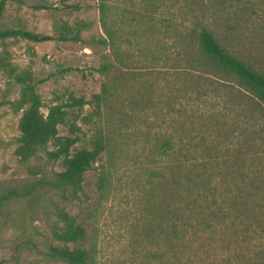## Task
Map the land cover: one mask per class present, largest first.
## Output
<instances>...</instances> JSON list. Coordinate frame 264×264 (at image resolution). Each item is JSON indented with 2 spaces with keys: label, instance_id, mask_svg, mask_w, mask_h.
<instances>
[{
  "label": "rangeland",
  "instance_id": "obj_1",
  "mask_svg": "<svg viewBox=\"0 0 264 264\" xmlns=\"http://www.w3.org/2000/svg\"><path fill=\"white\" fill-rule=\"evenodd\" d=\"M102 1L107 36L100 0L4 1L0 31L51 40H0L6 61L0 67V195L61 170L43 152L26 164L13 154L21 111L12 104L22 87L15 75L29 77L42 115L69 96L82 98L87 104L57 126V135L72 137L73 122L79 149L99 130L105 150L73 197L63 193L62 200L36 185L2 205L0 264H63L43 256L48 243L56 244L54 204L83 228L78 246L91 252L93 264L251 263L264 249L257 229V221L264 224V118L221 74L216 82L197 75L192 36L207 27L237 52L231 55L264 73V0ZM102 84L108 94L92 116V97ZM208 176L218 201L224 195L237 200L236 227L228 220L205 228L200 214L188 213L194 199L201 204L200 180Z\"/></svg>",
  "mask_w": 264,
  "mask_h": 264
},
{
  "label": "trees",
  "instance_id": "obj_2",
  "mask_svg": "<svg viewBox=\"0 0 264 264\" xmlns=\"http://www.w3.org/2000/svg\"><path fill=\"white\" fill-rule=\"evenodd\" d=\"M4 1L0 0V13ZM36 8L46 9L45 7ZM98 13L100 26L107 36L105 3L102 0H100L98 5ZM18 35L34 42L51 40L50 37H39L23 31H0V40ZM192 37L195 40L198 53L196 54L197 59H192L191 66H195L196 71H198L197 75L200 73V77H202L203 74H210L214 79L213 81L216 82L215 79L218 78L215 77V74H221L220 78L233 82L239 92H242L250 101H253L256 109L264 118V73L254 69L238 57L231 55L230 53L237 52L228 50L224 45H221L217 40L216 34L207 27L201 26ZM58 39L67 41L69 38L58 37ZM99 42L105 44L106 41L105 39H101ZM5 64L6 61L0 58V67ZM105 70L106 67L104 65L98 68L99 72ZM14 79L16 83L22 85L18 100L12 104L14 110L21 111V115L17 121L18 135L15 139V148L13 150L15 158L19 163L26 164L30 159H37V154L43 152L48 160L59 161L61 170L54 173L53 177L49 180L45 178L39 179L34 183L9 189L2 193L0 195V208L12 197L21 198L29 194L36 185H39V188L47 186L49 189L57 191L62 200L66 199L63 193H68L69 197H73L80 190L83 173L89 170L91 165L105 150V141L101 132L95 130L88 139L87 147L76 149L73 146L79 141V137L74 135L78 131L74 123L70 122L69 125L70 132L73 134L72 137L58 136L57 126L64 124L66 117L71 114L73 115V110L79 111L87 103L82 98L69 96L63 106H52L47 109L45 115H42L39 111L41 107L40 101L34 93L33 85L28 82L29 77L19 74L15 75ZM107 94L108 87L106 84H102L100 93L92 97V104L94 106L92 116L98 115L99 104L105 103ZM77 116L75 114L74 119ZM84 120H87V118ZM48 143L52 145L51 151L46 150ZM160 146L163 149L168 148L169 141L167 139L163 140ZM208 180L209 176L200 180L201 204L200 201L197 202L194 199L189 205L188 213L190 215L200 214V217H203L201 223L207 226L205 228H211V223L212 225L223 226L228 220L231 226L236 227L241 218L240 214H236L233 208L237 204V200L235 197L231 200L230 196L224 195L218 201L215 189L210 186L211 180ZM97 184L98 188L103 187L102 177L98 178ZM195 190L197 192L199 189ZM216 202L223 204V207ZM54 217L55 224L52 226L51 240L56 244L48 243L46 245V251L43 254L44 258L48 261L63 264H93L91 252L78 246L84 239V230L76 222L75 217L66 214L57 204H54ZM257 229L261 239H264V224L257 221ZM178 244L180 247L182 246L181 238ZM200 248L202 247L200 246ZM255 254H257L256 259L254 258L255 260L248 264H264V249L256 251ZM202 260L200 257V261ZM181 262L178 261L177 264Z\"/></svg>",
  "mask_w": 264,
  "mask_h": 264
}]
</instances>
